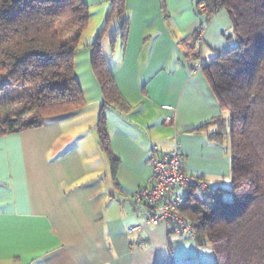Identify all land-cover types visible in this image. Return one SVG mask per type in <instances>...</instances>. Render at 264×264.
Returning <instances> with one entry per match:
<instances>
[{
    "label": "crops",
    "instance_id": "obj_1",
    "mask_svg": "<svg viewBox=\"0 0 264 264\" xmlns=\"http://www.w3.org/2000/svg\"><path fill=\"white\" fill-rule=\"evenodd\" d=\"M85 2L91 16L83 46L95 41L112 9V0ZM125 7L126 38L117 21L102 38L129 107L107 109L117 166L99 140L103 94L92 51L82 48L75 74L84 108L0 136V264H216L208 244L148 225L151 209L133 195L153 182L154 146L168 153L177 145L187 174L212 188L231 186L229 129L222 139L213 136L224 113L192 56L204 25L202 55L204 48L209 59L231 50V18L221 10L207 22L197 0H125Z\"/></svg>",
    "mask_w": 264,
    "mask_h": 264
},
{
    "label": "trees",
    "instance_id": "obj_2",
    "mask_svg": "<svg viewBox=\"0 0 264 264\" xmlns=\"http://www.w3.org/2000/svg\"><path fill=\"white\" fill-rule=\"evenodd\" d=\"M197 6L207 15V22L226 10L232 21L231 36L236 38L231 50L208 62L197 51L192 54L194 67L201 61L200 70L224 113L215 120L218 130L213 136L222 139L225 128L229 129L231 186L212 188L208 184L207 194L198 193L195 187L182 193L185 188L176 190L184 199L180 211L190 219L194 237L177 233L174 225H158L208 244L216 264H264V0H197ZM90 16L85 0H0V82L12 81L22 90L17 100L20 108L0 118V136L40 128L51 119L83 109L86 101L75 74V55L88 48L103 94L97 121L99 140L115 169L119 159L111 149L107 109L127 111L129 107L106 61L102 38L115 21L120 36L126 38L130 21L125 0H112L102 31L83 46ZM204 30L205 25L199 28L195 41ZM2 87L0 95L5 91ZM134 195L133 201L148 206L152 215V207L136 201Z\"/></svg>",
    "mask_w": 264,
    "mask_h": 264
},
{
    "label": "built area",
    "instance_id": "obj_3",
    "mask_svg": "<svg viewBox=\"0 0 264 264\" xmlns=\"http://www.w3.org/2000/svg\"><path fill=\"white\" fill-rule=\"evenodd\" d=\"M196 43L197 54L200 56L199 47L203 44V32ZM201 67V61L195 63L196 70H200ZM173 117V115L168 117L167 121L171 122ZM150 160L154 169L153 182L134 195L136 201H146L153 209L147 224L164 223L169 227L174 225L177 233L194 237L195 230L190 219L180 211L184 199L176 194V190L195 187L201 194H207L210 192L208 183L185 172L182 154L177 145L168 153H161L158 147L154 146Z\"/></svg>",
    "mask_w": 264,
    "mask_h": 264
},
{
    "label": "rangeland",
    "instance_id": "obj_4",
    "mask_svg": "<svg viewBox=\"0 0 264 264\" xmlns=\"http://www.w3.org/2000/svg\"><path fill=\"white\" fill-rule=\"evenodd\" d=\"M228 34H234L232 29L229 31ZM84 39V38H83ZM232 44L233 47L236 45V38L232 37V40H229ZM194 51H197L196 49ZM200 51V57L205 59V62H208L210 59V54L206 52L205 48L203 50V55H202V51L199 49ZM199 56V53H198ZM5 80V79H3ZM3 86V87H2ZM5 86V87H4ZM5 88L4 92L2 95H0V118L5 117L6 115L10 114L12 111L18 110L20 108V102H18V98L20 97V95L22 94V90H19V88L16 87V85L9 80H5L3 82H0V88ZM17 102V103H16ZM89 143H92L91 139L89 138ZM226 183H228L229 185H231V181L228 180L226 181ZM187 189L185 188L184 191H186ZM198 193H201L199 190H197ZM230 195H226L225 197H229Z\"/></svg>",
    "mask_w": 264,
    "mask_h": 264
}]
</instances>
